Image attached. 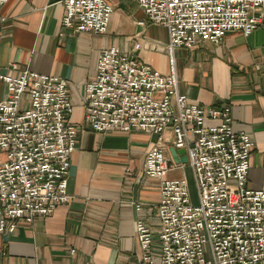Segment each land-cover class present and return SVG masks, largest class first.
Masks as SVG:
<instances>
[{
    "label": "built area",
    "instance_id": "1",
    "mask_svg": "<svg viewBox=\"0 0 264 264\" xmlns=\"http://www.w3.org/2000/svg\"><path fill=\"white\" fill-rule=\"evenodd\" d=\"M134 1L148 21L165 27L168 39L163 44L132 37L131 51H164L168 72L153 69L118 45L101 47L80 102L82 123L95 132L155 135L142 172L157 180L153 204L158 227L135 219V264H264V190L246 186L254 141L249 133L234 130L227 103L202 105L181 93L173 62L176 47L215 43L230 30L247 36L264 25V0ZM62 4L61 26L107 31L113 13L109 0ZM262 47L264 65V40ZM0 80L5 85L0 98V233H10L19 223L50 215L72 197L67 175L81 123L70 120L73 103L63 77L23 67L16 75L0 73ZM168 143L184 149L186 163L172 159ZM185 165L196 202L189 199ZM177 170L183 173L169 176ZM140 205L135 204L136 210Z\"/></svg>",
    "mask_w": 264,
    "mask_h": 264
},
{
    "label": "crops",
    "instance_id": "2",
    "mask_svg": "<svg viewBox=\"0 0 264 264\" xmlns=\"http://www.w3.org/2000/svg\"><path fill=\"white\" fill-rule=\"evenodd\" d=\"M109 1L113 13L103 34L61 26L62 0L0 4V73L16 75L28 67L63 77L73 103L70 120L81 123L67 175L66 189L72 197L50 215L0 233V264H135L139 257L135 219L158 227L153 204L157 180L142 172L145 151L155 135L135 130L98 133L82 123L80 99L95 74L101 47L118 45L153 69L168 72L164 51H131L132 37L147 36L166 44L165 27L148 21L134 0ZM263 40L264 25L247 36L230 30L215 43L201 40L193 47H176L173 62L181 93L202 105L227 103L234 130L250 134L254 147L246 186L264 190ZM4 90L0 80V98ZM165 135L170 139L169 130ZM174 172L179 176L182 171L170 173Z\"/></svg>",
    "mask_w": 264,
    "mask_h": 264
},
{
    "label": "rangeland",
    "instance_id": "3",
    "mask_svg": "<svg viewBox=\"0 0 264 264\" xmlns=\"http://www.w3.org/2000/svg\"><path fill=\"white\" fill-rule=\"evenodd\" d=\"M151 33V32H149ZM156 35H158L156 33ZM185 173H186V177H187V182H188V193H189V199L191 202H196L197 201V192H196V187L195 184L193 182L192 179V175H191V170L186 167L185 169ZM179 174V172L177 173H170L169 176H177Z\"/></svg>",
    "mask_w": 264,
    "mask_h": 264
},
{
    "label": "water",
    "instance_id": "4",
    "mask_svg": "<svg viewBox=\"0 0 264 264\" xmlns=\"http://www.w3.org/2000/svg\"><path fill=\"white\" fill-rule=\"evenodd\" d=\"M168 151L175 162L181 161L182 163H186L187 158L183 148H175L173 146H169Z\"/></svg>",
    "mask_w": 264,
    "mask_h": 264
}]
</instances>
